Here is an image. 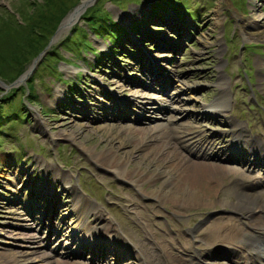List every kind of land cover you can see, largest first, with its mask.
Listing matches in <instances>:
<instances>
[{
    "label": "rangeland",
    "instance_id": "obj_1",
    "mask_svg": "<svg viewBox=\"0 0 264 264\" xmlns=\"http://www.w3.org/2000/svg\"><path fill=\"white\" fill-rule=\"evenodd\" d=\"M28 1L34 2V0H0V26L11 18L17 20L18 17L19 20L23 21L26 13L32 8L29 6ZM82 1H79L78 4ZM158 1L161 0H104L105 9L112 14L115 20L117 19L129 29L127 30L130 34H127V39L125 38L129 43L126 42L123 48L118 43H115L114 40H110L109 37L101 35L99 30L89 29L90 27L83 18L80 17L78 21L73 23L71 17H68L69 14H67L64 22L66 23L65 25H70V27L62 33L58 31L54 33V36L52 34V47L45 52L46 54L42 53V57H39L36 62L34 58L27 64L26 69L35 62L25 80L20 81L16 85L6 86L5 84L8 85L9 83H5L0 78V103H8V106L5 105L3 108L2 119L8 116L9 111L16 104L20 108H25L28 115L22 118L20 122L15 119L11 121L8 118L6 126L8 133L5 135V138H0L2 139V142H0V261H4L6 258L2 254L5 247L8 250L16 251H29L31 249L30 245H28L29 242L23 235L19 234L16 236L17 231L15 228L17 230L21 228L20 231H26L32 235L39 234V225L35 220L33 225V221H30L26 217H11L9 215L11 213L8 210L12 213L13 210L19 212L27 210V212H30V208L33 210L37 208L41 211L45 209L46 211V203L49 197H46V203L44 204V200L41 198L43 197V193L39 197L37 195L34 196L39 203L38 205L31 203L30 208L25 205L31 202L34 188L40 183L52 181L54 173H56L50 166L41 165L43 159H45V162H43L45 164L60 165L65 170L70 171L72 180L75 183L77 182V178L80 177V180L83 182L82 189L85 195L90 191L93 195L92 198L103 204V209L107 207L109 211L105 210L110 213V218L114 216L117 220V224L113 223L124 236L128 234L127 223L132 216L133 225L130 228V236L128 235L132 240L131 244L137 243L142 250L146 251L150 249L161 250L160 246L155 245L157 244L155 243L156 235L160 232L163 240L162 252L149 251L146 252L148 255L152 253L166 261L171 256L175 257L178 252L167 246L168 243H172L175 246L170 234L173 235V232H175L173 237L177 238L178 234L176 232L183 228V233L187 234L185 226L196 227L197 230L193 233L196 235L199 229H204L208 225L207 229L212 227L214 232L204 230L203 236L209 240L211 238L218 239L216 235L220 233L221 227L218 224L219 217L217 216L220 215L225 216V219H230L227 216H234L231 218L236 221L239 219V222L242 224L240 226L244 231L248 232L245 222L250 220L252 216L248 213L233 210L231 206L225 207L220 201L222 199L236 201L233 186L234 184L239 185V182L241 183L238 179H246L245 182L243 181V186L246 188H252L256 192H260V189L264 190L263 186L256 185V180L258 179H254V172L256 170L247 172L250 173V177L240 173L226 172L223 174H218L219 172H217L214 175H210L207 173L211 169L210 166L199 167L197 165L191 171L196 169V174L200 173L204 177L207 176L208 182L205 181L207 184L216 185L212 183V177H216V174L218 176V183L214 187L216 193L210 198L214 204H187V211H179L177 209L166 210L161 204L162 201H159V197L152 199L148 195H141L139 194L141 193L140 190L137 193L136 188L132 187L131 183L114 177L111 170L105 168L108 167L107 165L105 167L100 166L90 157L95 156L93 154L97 155L103 149L108 154L110 150L118 152L121 158L126 157L124 161L126 159V162L128 161L125 164V173L135 170L138 176H143L145 180L139 184L145 188L143 189L145 191L150 190L152 187L163 188V186L167 185L165 182L162 184V176L167 175L168 170L172 166H174L176 171L170 176L171 179H178L179 182L182 181L178 170H185V168L180 167L178 161H176L177 150L179 149L189 160L190 158L194 160V158L185 153V151L187 152L184 145L185 140L183 141L179 137L170 138L173 145L168 148L169 140L167 136H163L160 139L159 137L152 136L154 131L149 128L157 125L162 118L156 120L152 117L153 122L151 124L148 121L133 123V118L131 117H134V113L129 112L131 117L123 119V121H113L114 111L119 112V110L113 109L110 106L111 101H107L106 98L104 106L107 109L106 113H103V110L100 113L96 112L98 108L96 104L100 103L97 100L100 92L105 94L109 89L129 102L131 91L133 93V91L138 89L136 86L139 83L154 85L155 81L147 72L149 67L154 69L156 67L165 79L168 76L172 78L168 86L166 85L169 94L176 95L177 93H181V96L187 100L178 103L176 112L166 114L169 117L167 120L168 124L175 126L173 130L180 128L177 129V132L179 131V134L186 133L184 137L190 131H192L191 134L193 135L197 132L196 129L207 133L208 136L213 135L214 137L210 139L215 142V145L225 147L223 150H219L214 145V152L212 153H217L222 158H225L227 154H230L234 150L231 140L234 137L235 125L230 126L232 124L229 123V117L247 122V118L250 115L245 111L246 109L251 112L252 117L255 115L259 119V114L257 115L255 110L252 113L250 105L248 104L249 107L247 105V102H252L253 90L250 85L246 84L247 77L241 69L242 67H248L250 75L255 79V70L249 66V63L254 64L255 59L254 67L256 69V62L259 57L264 61V53L256 55L253 52L254 49L264 52V37H246L249 35H246L243 30H248V21L243 18H250L247 16L256 14L257 11L261 15V18L259 22H253L252 29H264V0H188L190 11L194 13L192 15L193 20L190 17L189 19L185 18L187 17L186 15L177 21L174 18L157 14L153 18L149 17L146 26L143 25L142 18L146 16L147 11H151L149 14L152 15V10H159L158 6L160 5ZM167 2L174 4V7L177 6L173 0ZM169 8L168 6L164 7L165 10H169ZM73 9L74 7L71 10ZM239 16L242 18H239ZM136 20L141 21L142 25L140 29L137 28V30L139 29L138 36L135 35L136 28L134 27V23H136ZM184 21L189 22V25L193 28L195 27L194 30H188L185 33L182 25ZM198 21L199 23H197ZM75 24L87 25L89 34L86 39L92 41L99 53L96 57L99 60L95 58V50L86 51L85 48H82V46L78 48L74 43H71L72 48L65 49L63 47L64 42H61L62 39L67 34L71 33L74 35L75 31H77L76 29L75 31L73 30ZM189 32H192V36L189 35ZM80 36H83V34ZM159 40L170 44V47L158 48L156 41ZM253 41L260 42V44L243 45L244 43ZM117 48V53L112 54L111 50L116 52ZM153 51L155 52L154 54L152 53ZM48 55L58 57L52 58ZM252 57L254 58L250 62V58ZM220 62L228 65V72L223 69V66H220ZM143 67L146 69L144 72L142 71ZM260 70L261 74H264V65ZM221 73L226 76V81L228 82L227 88L229 89V93L227 95H231L234 90L236 104L240 106L238 110L230 109L226 111V115L225 112L219 115L214 111L202 110L206 103L217 99L221 95ZM33 76L35 77L34 84L37 98L29 96L25 91L27 81ZM124 77L137 83L127 84L128 86L124 88L118 87L117 84H109L112 78L117 83H120ZM259 79L256 76V84L253 85V88L261 102H263L264 99H262L260 94H264V90L262 89V86H264V76H260ZM183 81H186L190 86L182 88L184 87ZM260 82H263L262 86L258 85ZM243 84L247 88H243ZM144 87L141 86L139 88L143 89ZM146 88L150 89V87ZM11 92L12 94L8 95ZM4 96L9 97L6 99ZM23 100L24 104L21 106ZM152 106L155 105L153 104ZM19 110L17 107L13 108L15 114H18ZM122 110L128 112L127 109ZM144 113L148 116L161 114L154 107H150V111L145 110ZM174 114L178 118L171 120V116L168 115ZM103 116H108L107 120H102ZM258 119L253 125L251 124V126L246 127L249 130L252 128L255 136L262 135L260 131L264 132L262 121H258ZM161 122L166 121L162 120ZM192 124L197 125L192 127ZM135 125L138 128L146 130L137 132L129 128ZM216 137H219V139H215ZM175 139H179L178 146L175 144ZM84 145L89 148V152L82 149ZM160 146H163L164 153L169 150L171 152L168 154L166 160L158 162L154 154H159L163 157V152L158 151ZM97 156L102 158L103 162H107L104 157L106 155ZM186 171L188 170L186 169ZM62 172L63 174H68L66 171ZM128 175L132 176L131 174ZM188 177L191 178V176ZM132 178L136 177L132 176ZM10 179L18 182L15 185L18 191L17 194H13L7 185V183L12 185ZM252 181H255V186H251ZM57 197L58 193L56 192L53 197L55 202ZM70 197L71 192L67 191V198ZM134 200H137L138 204H130V201ZM123 203L130 205L125 207ZM120 205L122 206L120 207ZM164 205L171 207L169 203ZM133 206H136V213L128 212V208L131 207L133 209ZM124 211L128 213L125 214ZM34 215L39 216L37 213ZM27 216L30 217L29 214ZM46 216L48 219L52 218L50 213H47ZM260 216L264 217V214ZM62 217L63 214L60 217L63 221ZM60 218L57 217L56 222H61ZM48 219H44V223L45 220L46 224L49 223ZM165 229L170 234H167L164 231ZM42 234H47V231L43 229ZM149 235L151 237L147 240V236ZM38 241V244L44 245L40 239ZM184 241L185 245L183 248H189L190 242L188 239ZM40 249L42 252V250L49 251L51 248L42 246L37 250L40 252ZM190 250L192 249H187L188 252ZM91 253H93L92 249L91 252L86 253L88 257L81 259L88 261L92 255ZM38 255V253L33 254V256ZM178 255L177 257L181 259V254ZM129 258L127 257V260ZM242 258L245 259L244 257ZM181 261L183 262V259L176 260L174 264H179ZM118 263L119 261L114 264ZM59 264L66 263L62 261ZM104 264L109 263L104 262Z\"/></svg>",
    "mask_w": 264,
    "mask_h": 264
},
{
    "label": "bare ground",
    "instance_id": "obj_2",
    "mask_svg": "<svg viewBox=\"0 0 264 264\" xmlns=\"http://www.w3.org/2000/svg\"><path fill=\"white\" fill-rule=\"evenodd\" d=\"M87 0H83L79 5H74V9L73 10H69L70 12L68 13L69 16L71 17L72 22L74 23L81 15V13L83 12V4H85ZM134 12V9H133ZM124 15V14H123ZM125 16V15H124ZM244 16V15H243ZM250 18H243L244 20L248 21V26L247 29L248 30H243L244 33L246 35V37H255V35H259V37H264V29H252V24L253 22H259L261 15L257 13L253 14L251 16H247ZM239 18H242L239 16ZM66 23L63 21L62 22V28H60L59 33H62L63 31H65L67 28L70 27V25H65ZM252 39V38H251ZM156 45L158 48H169L170 44H166L165 41H156ZM45 51H43L42 53H44ZM41 53V54H42ZM153 54L155 53L154 51L152 52ZM41 54L36 58L39 59V57H42ZM261 60V61H260ZM258 65L259 67H261L262 65H264V61L262 60V58L259 59L258 61ZM151 76H153L155 82H156V86L153 85L154 87H157L158 89H160L159 92L154 93L152 92L151 94H147V92H145L143 89H136L135 91H133V93H131L132 96V100L134 101V103H136L137 105V112H142L143 109L149 108L147 103L151 102V101H159L158 104L159 106H161V108L165 109V111L161 114L162 116L169 114L170 112H176L178 106V103H180L181 101H187L185 100L184 97L181 96V93H177L173 98H170V95H165L166 91H165V86L159 84L161 82L160 80V75H158L155 71L150 72L149 73ZM25 78L28 77V74L23 75ZM115 78V77H114ZM114 78H112V80H110V83L115 84L117 81L114 80ZM116 79V78H115ZM221 80H223V77L221 76ZM4 83V82H3ZM6 83V82H5ZM127 84H131V81L128 79H122V82H120L118 84V86L120 88H124L125 86H127ZM184 87L182 88H187V86H190L187 84L186 81H183ZM222 84V82H221ZM7 85V84H5ZM163 91V92H162ZM110 90H107L105 92V94L103 92H100V99H98V101H100V103L97 105L98 108L96 109V112H102L106 113L107 109L104 108L105 106V98L107 101H111V103L115 106H118L119 103L121 102V104L124 107H128V102L124 100L123 98H115V93L111 92ZM168 94V92H167ZM105 95V96H103ZM226 92L223 93V96H219L217 97V99L212 100L209 103H206L203 107L202 110L205 111H215V110H223L227 103H226ZM7 98V97H6ZM101 110V111H100ZM124 115H122V113H120L119 118L123 117ZM171 116L170 118H172L171 120H174L175 118H178V116L176 114L174 115H168ZM40 118V117H39ZM104 118V119H103ZM108 117L103 116L102 120H107ZM145 120L142 119L141 116H138L137 120ZM91 121V120H90ZM149 121H152L151 119ZM162 121V120H161ZM159 121L157 125L152 126L149 129H152L154 131V134L152 136H156L159 137V139L163 136H167V139L169 140V145L168 148L171 147V142L172 140H170V138L172 139L174 134H177V132L175 133V130H173V127H169V125H167L166 122H161ZM110 123V122H107ZM106 123V124H107ZM238 125V124H237ZM129 127V126H128ZM133 130H136L137 132L140 131H144L146 129L143 128H138L135 126L133 127H129ZM177 129V128H175ZM179 132V131H178ZM245 131H241L238 132V136L240 134H244ZM183 135V134H182ZM233 141H235V139H233ZM159 145V144H158ZM182 145V144H181ZM186 145V144H185ZM202 148V147H201ZM83 149L87 150L89 152V148L84 145ZM158 151L163 152V157H161V155L159 154H154L156 159H158V162L161 160H166L168 158V154H170V150L166 153H164V149L163 146H160L158 148ZM190 151V150H189ZM174 153H176L175 150H173ZM239 152H241L239 150ZM127 153V152H126ZM154 153V152H153ZM108 153L105 152V150L103 149V151H101L100 153L98 152L97 155L99 156H104L107 160L106 161H102V158H99L96 154H93L95 156H90L95 162H97V164L104 166L107 165L109 169L114 171V174L119 177V178H125V180H131L134 184H136V186L138 187L139 183L144 182V178L143 176H138L137 173L135 172V170H132L131 172H127L125 173V164L128 163V161L126 162V160L124 161V158H121L118 154V152L116 151H111L110 153L107 155ZM189 155H191L193 159L190 160L187 159L186 155H184L182 152L179 151V149L177 150V160L178 161V165L184 169H179L178 170V174H180V180L181 182H179L178 179H174L172 180L170 176H172L175 173V168L174 166H172V168H170L168 170L167 175L162 176L163 180H162V184L165 182V186H163V188L161 187H152L150 190H142L143 194H149L152 196H155L156 198L159 197V199L162 201L163 204H171V207L166 206L169 209H177L179 211H187V204L192 205V204H200V205H206V204H210L213 203L210 198H212V195L216 193V189L214 188L217 183H218V176L216 174V177H212L213 178V182L216 185H210L207 184L206 182H208V177H204L202 176L200 173L196 174V169L194 171H191L193 168H195L197 165L200 166H210V170L207 172L210 175H214L215 173L219 172L218 174H223V173H240V174H245L247 173V170H253V163L254 160L251 162V157L248 156L247 160L248 161H241L240 163L237 162V160H233L232 163L229 162H223V161H216L214 159H216V157L222 158V156H220L219 154L215 155L213 154V156H211V152L210 153H205V155H192L191 153H188ZM200 154V152H199ZM211 154V155H209ZM247 155H255V157L258 155V152L255 149H252L251 153H245ZM123 155V154H122ZM121 155V156H122ZM148 156V155H147ZM174 157H176L174 155ZM228 158V157H226ZM232 159V157H231ZM129 160V159H128ZM43 162V161H42ZM256 166L259 167V169L262 171L261 168V162L259 160L256 161ZM150 163V161H149ZM164 164V162H163ZM47 166H50L52 168V170L56 171L55 173V180L58 181L60 184L62 185H68L70 188H72L73 193H74V198L71 200V205H67L63 204L61 207L65 210L67 216H71L72 214L76 217V220L74 222H71V224H74L76 226H79L76 224L77 220L81 221V223H85L84 222V216H91L94 215L95 217H93L94 220H96V222H104L106 223L108 220V216L107 213L98 209L97 206L92 203L90 201V198L86 195H83L80 193L78 185L75 183H71V179L69 177V173L67 174H63V172L61 170H59L58 168L60 167L52 165L51 163L47 164ZM128 167V166H127ZM198 167V168H199ZM129 169V168H128ZM186 169L189 171H186ZM247 169V170H245ZM131 174L133 177L136 178H132V176L128 175ZM139 174V173H138ZM188 176H191V178H189ZM246 176H249V174H246ZM12 178V177H11ZM11 183H7L8 187H10V189L12 190L13 194H17V187H15L16 184H18L17 181H15L14 179H10ZM206 181V182H205ZM168 182V183H166ZM179 182V183H178ZM210 182V181H209ZM161 188V189H160ZM45 191L46 195L48 194H55V192L53 191V187L50 185H40L37 188V191L42 192ZM138 190H140V186L138 187ZM36 191V192H37ZM233 192L235 193V198L236 201H227L226 199H222L220 201V203H222L225 207L227 206H231V208L237 210V211H241L244 213H248L249 215L252 216L251 220V224L249 223V228H246V231H244V229L240 226L242 225L239 221V219H237V221L235 219H232L231 216H229L228 218L230 219H225V218H218V224L221 227V231L220 233H218L216 236L218 237L219 241L217 243H215V247L211 250V254H216L217 256L220 257L222 256L224 253H228V256L234 257V258H242L245 257V263L248 264H264V217L260 216L261 214H264V192H256L254 190H251V188H241L238 187L236 185L233 186ZM33 198V197H32ZM31 198V199H32ZM34 203L35 205H38L39 203L34 201V199L31 200L30 203H26V207H30L31 203ZM219 203V202H218ZM51 204H53V206H51ZM51 204L48 207V209H53L55 208L56 204L55 202H52L51 200ZM65 205V206H64ZM72 206V207H71ZM51 207V208H50ZM56 210V208H55ZM9 214L11 217L13 216L14 218H20V217H26L28 218L30 221H33L34 224V217H36L34 214H38L39 209L35 208L33 212H27V210L25 212H19L17 210H13V213L8 210ZM27 214L30 215L27 216ZM260 214V215H259ZM44 215V214H43ZM34 216V217H33ZM39 217V216H38ZM110 220V219H109ZM114 218H111L110 222L113 221ZM106 221V222H105ZM257 223V224H255ZM10 224V223H9ZM13 224V222H12ZM248 224V223H246ZM52 225L50 226V230H49V234L47 236H43L40 232H42V228L40 227L38 228V232L39 234H30L27 233L26 231H20L17 230L15 228V230L17 231L16 236L23 235V237L25 239H27V244L30 245V250L33 251H16V250H8L7 247L4 248L3 250V255L6 256L4 261H0V264H59L62 262V260H60L58 263L57 261H54L53 259V255L52 254H47V253H42L41 249L40 252L39 249L40 247L43 246V244H38V239H41L45 244H50L52 242V238L51 236L54 235V233L57 231V229H52ZM255 225V226H254ZM14 226V225H11ZM76 226L73 225H68V227L70 228L71 233H76V231L78 230V228ZM17 227V226H16ZM246 227V226H245ZM109 228V226L104 225V229L103 232L98 233L100 236V239L97 240V242H102L103 241H107L108 239L105 238V229ZM195 230V228H191L189 229V231L191 233H193ZM65 231V229H63L61 231V234ZM87 231L88 232H92L95 233V225L88 223L87 224ZM120 235V234H118ZM22 237V236H19ZM77 237V235L75 236ZM23 238V239H24ZM88 239V237H87ZM115 242L108 240L109 243H112V245L118 246V250L123 249L125 246L123 245H119L118 242V238H115ZM15 242V241H14ZM231 243V248H226L222 245V243ZM70 243V238L68 240L65 239H60L59 243L57 245H61V247H67ZM87 244H94L96 245V243L90 241L89 243H84V244H80L82 247L86 246ZM102 244H104V242H102ZM40 245V246H39ZM214 245V244H213ZM81 246H79L78 248L80 249ZM233 246V247H232ZM176 252H178V254L182 256L181 259H183V262L181 261L179 264H236L233 261H229V262H225L223 261H208L205 262L204 260V256L205 254H201L199 252H196L194 250H190L187 254L184 253H180L178 250H176ZM39 254L38 256H33V254ZM118 253V252H117ZM177 254V255H178ZM132 255L139 259L141 258L142 261H138V264H146L148 262V264H174V262L176 260H181L177 257V255L171 256L169 258L168 261L164 260L161 257L155 256L154 254L150 253L149 255L145 253L144 256L140 255V252L138 254L137 251L132 252ZM178 255V256H179ZM162 256V255H161ZM95 258V257H93ZM226 260V259H225ZM80 264V263H78ZM178 264V263H175Z\"/></svg>",
    "mask_w": 264,
    "mask_h": 264
},
{
    "label": "trees",
    "instance_id": "obj_3",
    "mask_svg": "<svg viewBox=\"0 0 264 264\" xmlns=\"http://www.w3.org/2000/svg\"><path fill=\"white\" fill-rule=\"evenodd\" d=\"M79 1L80 0L28 1L29 6L33 9L31 8L29 12L26 13L23 21H20L18 18L17 20L11 18L1 24L0 76L5 81H14L26 69L27 64L47 45L64 15ZM167 1L169 0H161L158 1V4L162 8L168 6L174 10H179L178 4L184 7L188 6V0H173L177 4L175 7L174 4ZM82 17L93 29L99 30L104 35H110V38L114 40L115 43L123 42L126 37L127 29L120 26L112 19L110 12L104 7V0H97L94 4L89 6ZM75 29L77 31H75ZM73 30L75 31L74 35H66L62 40V42H64V47H70L71 43H83L90 46V41L86 39L88 31L85 26L75 25ZM82 34L83 36H80ZM48 56L52 58L55 57ZM34 81L35 77L33 76L30 77L27 82L30 95H33L35 90ZM11 94L12 92L8 95ZM6 97L8 98L9 96H5L4 98ZM0 105V113H2L5 104Z\"/></svg>",
    "mask_w": 264,
    "mask_h": 264
},
{
    "label": "water",
    "instance_id": "obj_4",
    "mask_svg": "<svg viewBox=\"0 0 264 264\" xmlns=\"http://www.w3.org/2000/svg\"><path fill=\"white\" fill-rule=\"evenodd\" d=\"M89 1H91V0H88L87 3H88ZM87 3H86V4H87Z\"/></svg>",
    "mask_w": 264,
    "mask_h": 264
}]
</instances>
